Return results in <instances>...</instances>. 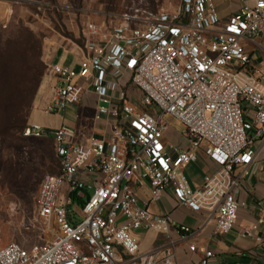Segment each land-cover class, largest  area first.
<instances>
[{"label":"built area","instance_id":"2783aa9c","mask_svg":"<svg viewBox=\"0 0 264 264\" xmlns=\"http://www.w3.org/2000/svg\"><path fill=\"white\" fill-rule=\"evenodd\" d=\"M263 34L264 0H245L224 22L214 0H181L174 13L141 1L118 23H88L77 66L46 64L41 109L62 115L92 106L103 132L78 142L65 124L24 129L26 137L54 141L58 173L43 179L35 206L54 238L0 247V264H171L170 229L182 239L194 231L150 210L168 191L179 205L216 215L215 234H229L244 206L237 196L257 155L254 144L264 141V70L244 44L264 51L257 42ZM130 85L142 93L138 99ZM167 116L184 128L186 148L168 140ZM203 147L219 170L193 188L183 169ZM144 187L150 199L140 195ZM139 231L168 235L162 257L159 248L141 251ZM242 235L264 243V217ZM200 251L198 264H210L213 250Z\"/></svg>","mask_w":264,"mask_h":264},{"label":"rangeland","instance_id":"374dc122","mask_svg":"<svg viewBox=\"0 0 264 264\" xmlns=\"http://www.w3.org/2000/svg\"><path fill=\"white\" fill-rule=\"evenodd\" d=\"M14 1L11 10L8 6L7 19L0 22V107L3 110L8 104L19 103L20 94L26 85L29 70L27 67H30L32 72L43 70L44 79L45 52L60 43L63 46H82L86 39L88 23H118L134 3L141 1L156 13H174L181 2ZM29 37L32 42L28 41ZM32 49H35L33 56L29 57ZM38 95L39 90L32 103L26 127L29 124H40L44 127L58 124L60 120L56 116L46 114L36 106ZM141 95L142 93L136 95V99ZM99 106L105 109L108 103L101 101ZM79 116L82 115L77 107H70L66 112V118L71 123L76 122ZM166 119L175 130L184 131L178 121L169 116ZM57 172L58 161L53 139L26 137L24 131L20 130L0 131V247L17 242L25 248H30L53 240L54 234L48 230L45 221L37 218L35 206L43 179Z\"/></svg>","mask_w":264,"mask_h":264},{"label":"crops","instance_id":"0c3cea01","mask_svg":"<svg viewBox=\"0 0 264 264\" xmlns=\"http://www.w3.org/2000/svg\"><path fill=\"white\" fill-rule=\"evenodd\" d=\"M214 2L220 18L224 22L239 11L245 0H214ZM14 3V0H0V22L7 19L8 6L11 10ZM257 42L264 46V34L257 39ZM244 44L247 51L257 59L259 68L264 70V51L254 43L244 42ZM45 54L46 64L59 63L77 66L83 50L82 46L73 44L63 46L60 43L48 49ZM47 86L48 81L44 77L36 104L40 110H42L43 99L48 93ZM129 90L134 95L141 93L133 85H130ZM91 98L93 102L98 101L95 95H91ZM94 111V107H86L81 110L82 116L73 123L67 120L66 113L54 115L60 121L54 126L47 125L46 127L56 128L63 124L74 127L78 133L76 140L87 142L91 135H100L103 132V129L93 122ZM167 138L178 147L186 148L188 145L185 131H177L172 125L167 133ZM254 149H256L257 155L248 167L250 173L243 179L242 189L237 196L244 206L240 209L237 223L229 234H215L216 215L206 210L194 211L187 206L179 205L170 191L165 193L160 201L150 203V210L153 213L157 215L170 214L175 225H186L194 231L190 237L182 239L176 229H170V237L176 241L175 259L171 264H198L203 255L200 250L204 248L214 252L210 264H264V243L242 235L244 228L264 217V141H256ZM198 157L197 162L190 163L183 169L184 175L193 188L201 186L207 175L219 170V166L210 160L206 147L198 151ZM140 195L144 199H150L149 187H144L140 191ZM135 235L139 240L142 252L159 248L160 255L163 256L169 240L167 234L139 231ZM191 245H195L197 251L192 252Z\"/></svg>","mask_w":264,"mask_h":264},{"label":"trees","instance_id":"16d2710c","mask_svg":"<svg viewBox=\"0 0 264 264\" xmlns=\"http://www.w3.org/2000/svg\"><path fill=\"white\" fill-rule=\"evenodd\" d=\"M28 41L32 42L30 37ZM34 50L35 49H32V51H30L29 57L33 56ZM27 68H29V70L27 71L26 85L20 94L19 103L8 104L5 106V110L0 107V131H24L26 128L29 112L35 96L41 86L44 74L43 70H40L39 72H32L30 67Z\"/></svg>","mask_w":264,"mask_h":264}]
</instances>
